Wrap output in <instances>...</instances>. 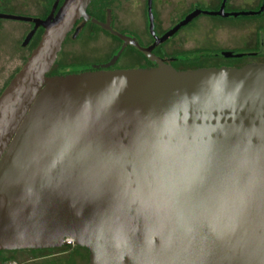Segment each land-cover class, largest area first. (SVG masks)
<instances>
[{"label":"water","instance_id":"water-1","mask_svg":"<svg viewBox=\"0 0 264 264\" xmlns=\"http://www.w3.org/2000/svg\"><path fill=\"white\" fill-rule=\"evenodd\" d=\"M224 1L149 46L91 17L90 0L0 13L34 24L23 45L43 29L0 97V250L72 239L88 264H264V65L180 71L153 53L200 14L264 12ZM79 19L122 41L106 66L126 45L152 66L49 75Z\"/></svg>","mask_w":264,"mask_h":264},{"label":"rangeland","instance_id":"rangeland-1","mask_svg":"<svg viewBox=\"0 0 264 264\" xmlns=\"http://www.w3.org/2000/svg\"><path fill=\"white\" fill-rule=\"evenodd\" d=\"M11 4L15 0H11ZM36 0H24L23 8L0 7V12L16 15L32 14L33 3ZM262 0H232L227 9L233 10H257ZM218 0H166L161 2L155 0V11H149L146 0H128L123 4H113L112 16L118 28H128L136 32L137 38L143 45H151L154 41V21L160 24L161 29H166L172 24V11L175 18H180L184 13L193 9L213 11ZM177 7V9H174ZM110 9L107 10L106 22L110 21ZM155 12V14H154ZM177 14V15H176ZM176 16V17H175ZM0 28H4L0 39L16 36V47L0 46V92L4 89L9 79L23 65L29 55V48H21L20 41L23 38V28L28 27L25 22L0 19ZM159 26V27H160ZM161 33V32H160ZM160 33H157L158 35ZM16 34V35H15ZM182 34L190 38L186 41L185 47L177 48L175 40H179ZM109 34L102 32L96 26H86L83 29L79 24L74 25L72 31L66 36L61 47L57 62L60 64V71H67L70 64L80 65V69L88 72L105 71L96 62L109 57L115 42L110 43ZM113 40V39H112ZM198 48L195 51L193 49ZM174 53L176 58L187 60L185 63L176 64L180 71L194 70L199 68H237L242 69L248 64L255 66L264 65V12L258 16H242L237 18H220L206 14L198 15L188 25L183 27L173 37L169 38L164 45H160L155 53L161 54L162 60L169 66V59L162 53ZM183 50L192 52L181 53ZM242 51L243 56L237 59H224L216 57L215 54L224 51ZM246 52H253L255 55L248 56ZM168 53V54H169ZM85 65V66H84ZM176 65H170L173 68ZM57 66V65H56ZM115 70H137L146 69L148 62L141 54L132 49L126 48L120 55ZM56 68V67H55ZM177 70L176 68H174ZM256 69V68H252ZM114 71V70H106ZM105 71V72H106ZM258 75L253 73L247 78V84H251ZM210 83V82H208ZM0 264H88V252L84 249L70 245L55 250H33L28 252H2L0 253Z\"/></svg>","mask_w":264,"mask_h":264},{"label":"flooded vegetation","instance_id":"flooded-vegetation-1","mask_svg":"<svg viewBox=\"0 0 264 264\" xmlns=\"http://www.w3.org/2000/svg\"><path fill=\"white\" fill-rule=\"evenodd\" d=\"M24 0H15L14 1V3H12L11 4V0H0V7H2V8H6V7H19V9H22L23 8V2ZM110 1V5L109 6H107L106 8H105V10H104V14L99 18H97V17H93L91 14H90V10L92 9V6L93 5H91V3L88 5V7H87V13L91 16V17H93V18H95V19H97V20H99V21H101V22H105V23H107L106 22V14H107V10L108 9H110V21L108 22V24L110 25V27L112 28V29H114L115 31H118L119 33H122V34H125V35H128V36H130V37H133V38H135L137 41H138V43L140 44V45H142V46H149V45H143V44H141L140 43V41L138 40V38H137V36L138 35H136L135 33L136 32H134L133 30H131V29H128V28H118L116 25H115V21H114V19H113V15L115 14L114 13V11H113V9H112V5L113 4H123V3H125L126 1H128V0H109ZM159 1H161V2H166V0H159ZM172 1V0H171ZM223 1L224 0H218V2H217V4L215 5L216 7H215V9L213 10V11H216V10H219V8H220V6H221V4L223 3ZM62 2H63V0H36L35 2H31V3H33V8H32V14L30 15V16H27V15H16V14H10V13H3V12H0L1 14H9V15H16V16H22V17H29V18H36V19H45V18H47L48 16H49V14L51 13V11H52V8H53V6L55 5V10H54V12H56L57 11V9L59 8V6L62 4ZM147 2H148V0H146V5H147ZM232 3V0H225L224 1V12L225 13H227V14H230V13H236V12H250V11H255V10H240V11H235V10H233V11H230V10H228L227 9V7H228V5H230ZM154 4H155V0H151V7H152V10L153 11H155V8H154ZM174 9H177V7H174ZM193 10H195V9H193ZM192 9L191 10H189L188 12H186V13H184L182 16H180V18H175V20L173 19L174 17V15H175V12H174V10L172 11L173 13H172V24L168 27V28H166V29H161V26H160V24L159 23H157V21L155 22L154 21V33L156 34V36H158V37H161L164 33H166V32H168L169 30H171L174 26H176L178 23H180L182 20H184V18L190 13V12H192L193 11ZM154 14H155V12H154ZM177 15V14H176ZM211 16H213V15H211ZM242 16H252V15H240V16H236V17H232V16H215V17H220V18H223V19H226V18H237V17H242ZM176 17V16H175ZM197 17V16H196ZM195 17V18H196ZM195 18H193L192 20H194ZM0 19H5V18H0ZM7 20H12V19H7ZM191 20V21H192ZM15 21H20V22H25V23H27L28 24V27H26V28H23L22 30H23V38L21 39V41H20V47L21 48H29L30 49V52H29V55H30V53H31V51L36 47V45L38 44V42H39V40H40V37H41V35H42V32H43V29L41 28V27H37L36 28V30H35V32L33 33V35H32V37L30 38V40L26 43V44H24L23 45V42H24V40H25V38H26V36L28 35V33L33 29V27H34V24L32 23V22H30V21H22V20H15ZM190 21V22H191ZM190 22H188L187 24H185V25H183V26H181L180 28H178L177 29V31L176 32H174L171 36H169L165 41H163L162 43H160V44H158L154 49H153V53L154 54H156L157 56H159L160 58H162L161 57V54H157V53H155V50L157 49V47H159L160 45H164L165 44V42L169 39V38H171V37H173L176 33H178L183 27H185L186 25H188ZM1 24V23H0ZM77 24H79L80 26H81V28L83 29L84 27H86V26H96L97 28H99L102 32H105V33H107V34H109V38H110V40H111V42L110 43H113V42H115V46H113L112 47V49L110 50L111 51V53H110V55H109V57H105V58H103L101 61H99V62H96L95 63V65H100V66H102V65H105V66H103V67H101V69H103V70H115V69H117V68H119L118 66H117V61H118V59H119V57H120V55L123 53V51L126 49V48H132V49H134L133 47H131L130 45H126L124 48H123V50H122V52H121V54L119 55V57L115 60V62L113 63V65H111V66H106L107 65V63L112 59V57L116 54V52L121 48V46H122V41L119 39V38H117V37H115L114 35H112V34H110L109 32H107L106 30H104V29H101L100 27H98L96 24H93V23H91V22H89V21H87V22H83V20L82 19H79L76 23H75V25H77ZM160 26V27H159ZM3 32H4V28H0V36L3 34ZM161 32V33H160ZM157 33H160L159 35L157 34ZM16 35V34H15ZM190 37L188 36V35H186V34H182L180 37H179V40H175V45H176V47L177 48H181V47H185V44H186V41L189 39ZM113 39V40H112ZM191 39V38H190ZM113 41V42H112ZM16 36L15 37H7V39H0V46L1 47H3V48H6L7 46L9 47V45H10V43L12 44V47L13 48H15L16 47ZM153 43V42H152ZM151 43V44H152ZM63 44H64V42H63ZM63 44H62V46H63ZM134 50H136V49H134ZM193 50H195V51H197V50H199L198 48H195V49H193ZM193 50H183V51H180L181 53H184V54H186V52H192ZM137 51V50H136ZM200 51V50H199ZM139 52V51H138ZM59 53L60 52H58V54H57V57H56V60L54 61V63H53V65H52V67H51V70H50V72H49V75H60V74H66V73H77L78 71L76 70V69H80V65H76V64H70L69 65V67L67 68V71L66 72H64V71H60V64L57 62V58H58V55H59ZM140 53V52H139ZM162 53L165 55V57L166 58H168L169 59V64L170 65H176L178 62H181V64H183V63H185V61H187L188 59H189V57L187 56L188 54H186V56L185 57H188V58H186L187 60H185V59H182V58H176V57H174L173 56V52L171 51L169 54L168 53H165V51L164 50H162ZM223 53H226V52H224V51H220V52H218V53H216L215 54V56L216 57H221V58H224V59H237V58H239V57H242L243 56V54H242V51H228L227 53H231L233 56H224V54ZM141 54V53H140ZM246 55H248V56H253V55H255V53H253V52H246L245 53ZM28 55V56H29ZM141 56L142 57H144L142 54H141ZM28 58V57H27ZM27 58H26V60H27ZM144 59L148 62V66H147V68H150L151 66H152V64L144 57ZM26 60L24 61V63L26 62ZM24 63H23V65H24ZM178 64H180V63H178ZM180 64V65H181ZM22 65V66H23ZM57 65V66H56ZM21 66V67H22ZM85 66V65H84ZM56 67V68H55ZM174 68H176L177 70H181V68L180 67H178L177 65L174 67ZM21 69V68H20ZM19 69V70H20ZM18 70V71H19ZM81 70V69H80ZM18 71H16L14 74H13V76L9 79V81H8V83L6 84V86L4 87V89L0 92V97H1V95L3 94V92L5 91V89L8 87V85L10 84V82L13 80V78L16 76V74L18 73ZM81 71H83V70H81ZM70 245H75V243H74V241H72V243H66V244H64V245H62V246H60V247H55V248H43V249H40V251H46V250H49V251H51V250H55V249H60V248H63V247H66V246H70ZM77 246V245H76ZM80 247V246H79ZM21 251H23V252H30V251H33L32 249H18V250H0V253H2V252H21Z\"/></svg>","mask_w":264,"mask_h":264},{"label":"trees","instance_id":"trees-1","mask_svg":"<svg viewBox=\"0 0 264 264\" xmlns=\"http://www.w3.org/2000/svg\"><path fill=\"white\" fill-rule=\"evenodd\" d=\"M90 3H91V5H93L92 9L90 10V14L93 17H97V18L98 17L100 18L104 14L105 8L110 5V1L109 0H90ZM85 251H87V250H85Z\"/></svg>","mask_w":264,"mask_h":264},{"label":"built area","instance_id":"built-area-1","mask_svg":"<svg viewBox=\"0 0 264 264\" xmlns=\"http://www.w3.org/2000/svg\"><path fill=\"white\" fill-rule=\"evenodd\" d=\"M66 241H67V243L69 244V243H72V239H66Z\"/></svg>","mask_w":264,"mask_h":264}]
</instances>
